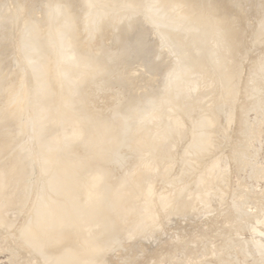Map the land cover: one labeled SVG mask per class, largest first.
Returning <instances> with one entry per match:
<instances>
[{"label":"rangeland","instance_id":"rangeland-1","mask_svg":"<svg viewBox=\"0 0 264 264\" xmlns=\"http://www.w3.org/2000/svg\"><path fill=\"white\" fill-rule=\"evenodd\" d=\"M56 1L0 0V144H2L0 145V166L4 169V171L3 169H0V171L2 170L5 179L8 177L5 180L8 182H6L9 187L8 191L16 192H9L7 195L0 194V201L2 202L5 199L2 204H10L9 201H11L10 208H8V204H6L7 206L3 204V208L2 204L0 205V211H3L1 208L4 209V213L0 212L2 215L0 218H3L4 214L8 216L6 218L7 221L5 219V222H3L4 218L0 220V264H47L40 254L32 250L26 243H23L24 240L20 237L21 232L18 231L23 220L26 219L27 207L44 180V177L38 176L40 168L39 159L42 156L43 150L47 154L46 150L58 147L60 140H62V144L59 146L60 148L56 149L62 148L63 150H61L64 151V154L66 151L65 155H70V157L73 154L70 151H73L74 154L76 153L75 158L78 159L73 160L72 165L74 168L77 166L75 169L77 172L79 170V176L95 174L96 172L94 171L100 166V163H107L110 156L112 158L118 154L120 159L115 157L116 159H112L110 164L107 163L111 165L113 170L112 180L117 179L122 174H130L136 169L137 171H143L144 169L154 167L155 174L157 175L153 173L152 190L155 193L161 192L165 195L167 193L169 196L171 192L167 191H171L170 189L173 186L172 181L176 176L181 177L180 182L185 185V181H189L186 191L181 192V195L179 194L183 198L181 199L180 197L181 201H185L186 203L182 204L177 196L174 201H177L178 198V202H180L178 204L182 205L178 207V204L176 205L177 202H175L174 211L171 208L169 210H172L171 212L168 211V214H164L157 208L159 213L156 218V224L158 226L156 225L154 230H147V232L142 233L140 232L142 230L139 231V228H134L129 232L131 235L128 233L129 236L126 233V235H122L117 230L111 233L109 241H103V245L98 252L100 258L103 256L105 259L103 261L104 259L102 258L101 263L264 264V0H235V2H233L234 0H228V2L227 0H222L224 2L218 0L220 3H223L224 7L221 4L219 5L217 0H208V2L207 0H205L206 2H202V0H197V2L195 0H172L171 2L174 1L172 4L168 0L169 5H165V3H168L167 0V2L165 0H81L84 3L82 6L80 5V0H66V7L68 10L71 9L74 12L72 33L75 34L79 45L85 46L91 53L95 54L104 51L106 54H101V58L96 57V55H92L94 56L92 59L90 57L91 60H89V65L87 66L88 70H86L89 75L85 73L86 77L84 74L79 81H76V84L78 82L81 83H78V86L76 85L74 90L70 91V88L66 85L61 87L64 83L60 82L59 72L60 68L64 67L67 63V59L65 58L64 62V55L61 53V40L57 38L58 34L55 33V28L52 27L51 31H55L54 33L57 35L51 34L50 31L52 36L49 37H53V39L48 38L47 46H49L51 53L54 51L55 54L50 53L52 55V63H49L54 70L50 68L52 71L47 73L48 76L47 74L45 76H50V79L51 76L52 78L55 77V80L58 79L59 84H62L59 86L60 89L56 86L57 93L61 92L59 98L60 95H63L65 101H67V96L65 97V95H68L69 105L71 104L70 107L72 106V109L68 108L67 111H72L71 113L76 111L73 116L75 117L76 115L77 118H80L82 125L74 123L72 127L71 123H67L68 127L66 124L64 125L65 128L60 124L59 127L54 129L44 130V135L40 133L41 136L43 135L41 138L38 130L41 125L43 126V122L41 121V125L39 126V121L34 120L36 117H33V109H35V105L39 101L35 92L39 89V83L43 81H41L42 78L38 77V83L37 81L35 82L33 73L31 74V66L27 64L26 60L29 55L24 56V53L29 54L31 52L28 49L29 43H26V40L29 42L30 40L26 34L27 38L22 34L26 30L29 21L33 19L37 21L39 32L44 33L48 27L47 17L49 19V16L53 14L50 21H52V18L54 19L55 12L51 13V9L53 8L51 4H54ZM202 3H207V5L204 6ZM200 5L202 6L201 9L206 10L200 9L199 11ZM195 6H198V8ZM214 8L216 13H214ZM207 9L210 11H207ZM206 12L207 15H204ZM153 13H157L155 14L156 16ZM163 13L165 15L167 13L165 19L168 17L172 18L173 13L174 16L176 14V17H180V20L181 17L185 19L184 21L191 19V21L187 20V22L189 21L188 23L194 19H198L200 16L198 20L202 19L204 24L199 21L203 26H200V29L196 31L190 28L188 23L184 21L182 22L187 24L186 26L185 24L181 25L180 22V28L179 26L176 28L173 25L169 27V24L166 23H170V20L163 19ZM209 13L210 15H208ZM160 14H163V17ZM152 16L157 20L160 17L161 20L157 21ZM226 17H228L227 24H224ZM218 19L220 21L223 19L221 21L223 22L222 24L227 26L222 28L221 26L223 25L221 22H217ZM214 20L217 22H215L216 25L212 22ZM58 21L59 19L57 18L54 23ZM156 21H160L159 24L157 23L158 25ZM59 30L62 35L67 34L61 28ZM164 32L167 34L164 35ZM55 36L56 38H54ZM21 37L25 38L24 43L27 46L24 43L22 44L23 46L21 45L20 40H24ZM50 44L51 46H55L54 50L53 46L50 48ZM22 49H24V53ZM41 53L42 50L40 52L38 50L37 52L33 51L29 59L33 56L35 59L32 57L31 60L33 59L32 62L35 65L44 66L47 63V58L43 54L44 52ZM108 53L118 57L117 60L108 59L110 58ZM218 57H223L224 61H217ZM95 58H99V61H101L98 62V59L96 60ZM93 60L94 63L91 64ZM199 60H203L200 62V66L196 63ZM54 61L59 66V70ZM216 62L221 64L219 65ZM201 63L205 65H203L204 68ZM216 64H218L217 67ZM77 67L83 68L81 64ZM196 67L197 69H195ZM188 69L193 70L189 71ZM194 71L195 74H193ZM41 76H43L45 81L46 77L44 74ZM49 78L47 79L49 80ZM55 80L54 82L56 83L57 81ZM33 83L34 85H32ZM213 83H216L215 86ZM9 84L13 86L17 85L18 88L24 87L22 84H25V87L31 86L30 88L27 87V90H25L26 88L24 89L25 91L23 90L26 93V97L24 96L25 93L20 90L22 88H16V91L19 90L17 91L18 94L13 92L9 95L17 94L14 97L16 99L10 97L9 101H12L11 104H15V100L18 103L19 100L17 101V99L21 98V94L23 97L21 101L25 99L23 100L24 105L20 115L13 114L12 111L7 110L9 106L5 107L1 104L6 94L5 88ZM217 85L218 87L216 88ZM192 87L194 92L190 89ZM173 89L179 92H175ZM227 89L233 90V92L231 91L230 93ZM180 90L182 92L188 90L187 99L190 98L196 102L193 108L187 103L183 102L182 104L180 97L182 92L180 93ZM20 91L23 93H20ZM64 92L65 94H63ZM222 94H229V98L223 97L222 99H217L219 96L221 98ZM196 97H200V100L197 98L198 101H196ZM39 102H42V100ZM81 102L82 104H80ZM22 103L20 102V104ZM170 103H180L178 105L179 107L181 106V110L178 111V118L176 117L178 121L176 118L171 120L168 116L169 113L166 112V106ZM139 107L140 110L137 109ZM135 109L136 111H134ZM119 110H121V113L123 112L122 116H120ZM114 111L116 115L114 114L112 117L111 114ZM208 111L211 115L213 114L212 116H215V122L214 118L211 121L215 124L210 123L213 125L211 126L213 129L214 126L216 128L212 129L208 137V139L211 137L209 140L212 141L213 139V141L207 140V143L210 142L208 145L213 144L212 149L209 146L210 151L208 150L209 152L203 154L202 157L207 160L209 159V162L212 160L211 162L213 163L214 161L217 167L212 171L213 177L211 183H207L209 185L208 193H205L207 192V185L202 189H206L202 197L196 198L198 196V186L194 185V181L200 174L199 170L197 168L185 170L184 164L185 160L190 157L187 146L193 132L197 128L198 118ZM9 113L13 114L14 118ZM215 114H217V117ZM27 116L29 119H27ZM87 116L88 118H86ZM90 117L91 121L93 117L98 118L99 121L104 119V121H101L102 124L97 121L96 124L95 119V121H92L94 123H92L89 121ZM126 121H128L129 126ZM169 121L174 123V126ZM103 122L105 123L103 124ZM106 122L113 124L115 128ZM36 123L38 124L37 126H35ZM94 124H96V128L101 130V132L99 130L100 133L94 131L96 129L92 127ZM117 125L122 127V129L117 127ZM168 125H171L172 128L168 132V135L164 136V128ZM106 126L111 129H109L110 132ZM86 127L88 130L85 129ZM80 129H83L82 132ZM120 129L123 132L119 136L121 138H118V134L121 132ZM73 130L78 132V134ZM84 130H86V133L83 132ZM114 130L117 131L114 132ZM89 131L90 133H87ZM104 131L107 133H104ZM102 132L104 135L99 136ZM32 133L34 138H31ZM37 133L41 140L45 139L44 136H48L52 143L45 139L44 141L46 142L41 144L44 147L47 145L45 149H41L44 147L40 146V144L36 147V143L38 144L39 142L36 140ZM111 133L114 136L106 138V135L109 134L111 136ZM69 134L70 137L71 135L75 136L67 142V138H69L67 135L69 136ZM94 134L97 138L102 139V143L104 144L112 143L111 145L114 146L115 142L113 143V140H110L111 138L118 142L114 146V150H112L113 147L111 145L106 144V146L111 147V150L109 149L105 152L103 148H101V151L99 148L96 151L97 155L99 151L106 154L99 156V153L97 156L99 158H106L105 156L108 155L106 161L103 160L102 162V159H97L95 153H93L96 149L92 150L94 148L90 147L93 146L90 140L93 139L92 137H95ZM173 134H175L174 137H172ZM175 136L176 139H173ZM95 138L93 141H95ZM63 139L65 140L63 141ZM53 140H56V143ZM151 141H154L155 144H152ZM75 143H79V146ZM119 144L120 146L117 150ZM87 146L92 150H90V153H93H89L90 156L95 155L92 158L94 157L93 159L97 160V162L93 163L95 165L98 163V167H95V170L92 169L93 167L91 168L94 165L90 166V163H88L89 160L92 161L93 159L91 157L89 159L87 156V161L84 156V151L88 149ZM49 147L52 148L50 149ZM38 149L40 157H38L39 152H37L38 154L34 153ZM108 151L111 152V155ZM79 152L80 154H77ZM112 154L114 155L112 156ZM81 157L85 161H81ZM158 159L160 162H158ZM119 160L122 161L119 162ZM211 162L207 163L211 164ZM208 166L203 167L204 170ZM160 168L161 170H159ZM157 171L160 173H157ZM205 171L208 172L207 169ZM207 172L205 174H208ZM134 173H131L133 181L137 178V173ZM139 180V178L138 180L136 179L138 184L134 181L138 187L140 182L141 185L146 182ZM5 196L11 199L7 198L9 200L7 202ZM199 198L203 199L199 200ZM15 199L16 202L12 203ZM22 204L23 206H21ZM5 211H7V214ZM112 211L110 213L114 212ZM98 224L100 225V223H96L97 226H99ZM134 230H138L141 234L137 231L134 233Z\"/></svg>","mask_w":264,"mask_h":264},{"label":"bare ground","instance_id":"bare-ground-1","mask_svg":"<svg viewBox=\"0 0 264 264\" xmlns=\"http://www.w3.org/2000/svg\"><path fill=\"white\" fill-rule=\"evenodd\" d=\"M89 1V0H88ZM168 1V0H167ZM166 0H165V2H167ZM172 0H170V4H172L173 2H171ZM187 1V0H186ZM185 1V2H186ZM196 2H197V0H195ZM199 1H201V0H199ZM205 0H202V2H204ZM218 1V0H217ZM217 1H215V2H217ZM225 1V0H224ZM224 1H222L221 0V2H224ZM25 2V1H24ZM91 2V1H90ZM145 2V1H144ZM195 2V3H196ZM206 2V1H205ZM207 2H208V0H207ZM219 3V5L221 4H223V3H220V1H218ZM227 2H228V0H227ZM233 2H235V0L233 1ZM232 2V3H233ZM239 2V1H238ZM126 3V2H125ZM84 3H83V1H81L80 0V5L82 6ZM200 4V3H199ZM198 4V5H199ZM202 4H204V3H202ZM20 5V4H19ZM52 6L51 7H53L51 10V13L53 12H55V16H53L54 17V19L52 18V21H50V19H51V15H53V14H49L50 16H49V19H48V17H47V25H48V27H47V29L45 30V32L44 33H40L39 32V30H38V24H37V21H36V19H33L32 21H29V23H28V25H27V28H26V30L24 31V33L22 34V35H24L25 36V34H26V36H28V38H29V40H30V42L28 41V40H26V43L28 42L29 44H28V49H30L31 50V52H37V50L40 52V50H42V53L45 55V57L47 58V63L44 65V66H38L37 64L35 65L34 64V62H32L33 61V59L31 60V58L33 57H31L30 59H29V57H30V55H31V52L29 53L28 52V50L27 49H25V51L27 50V52L29 53V54H27V53H24V49H22V51H23V53L25 54L24 56H28V58L26 59V57H25V59L27 60V64L28 65H30L31 66V69H30V66H29V69L31 70V74L33 73V76H34V80H35V82L38 80V77H40V79L42 78V80L41 81H43L42 83H39V89L37 90V92H35V93H37V97L39 98V101L40 100H42V102H37V105H35L36 107H35V109H33V111H34V114H33V111H32V114L34 115L33 117L35 118L34 120H36L37 122H38V124H39V126L41 125V121L43 122V126L41 125L40 126V128H39V130H38V132H39V135H40V133L41 134H43L44 135V130H46V129H49L50 130V128L51 129H54V128H56V127H59L60 126V124L62 125V127L64 126V125H66L67 123H71L72 125V127H73V124L75 123V124H80V125H82V122H81V120H80V118H77V116L75 115V117L73 116L74 114H75V112L74 113H71L70 111H67L68 110V108H70V109H72L71 107H70V105H69V100H68V95H65V97L67 96V101H65V99H64V97H63V95H60V98H59V94H61V92L58 94L57 93V91L58 90H56L57 89V87L60 89V84H59V81H57V80H55V77L54 78H52V76H51V79L49 78V77H46L45 76V74H47L48 72H50V71H52V70H50V68H51V66L49 65V63L51 64L52 63V55L51 54H54V51H53V53H51V50H49V46H47V44H48V38H50L49 36H52L51 34L53 33V35L55 34V33H57V34H55V35H57L58 37L57 38H60V40H61V46H62V51H61V53L64 55V62H65V58L67 59V63L64 65V64H62V65H64V67H62V68H60V72H59V76H60V82H62V83H64L61 87H63L64 85H66L67 87H69L70 89V91H72V90H74L75 89V86L77 85L78 86V83H81V82H78L77 84H76V81H79V79H81L83 76H84V74L85 73H87L86 72V70H88L87 69V66L89 65V60H91L95 55H96V57H100L101 56V54H106V52H104V51H102L101 53H91L89 50H87V48L85 47V46H80L79 45V43H78V41H77V39H76V36H75V34L74 33H72V28H73V24H74V12H72V10L71 9H69L68 10V8L66 7V0H57L54 4H51ZM90 5V4H89ZM128 5H129V3H128ZM127 5V6H128ZM130 5H132V4H130ZM134 5V4H133ZM165 5H169V1H168V3H165ZM174 5V4H173ZM205 5H207V3L206 4H204V6ZM162 6V5H161ZM131 7V6H130ZM196 7V6H195ZM195 7H194V9H195ZM201 5H200V8H199V11H200V9H201ZM217 7V6H216ZM222 7H224L223 5H222ZM50 8V7H49ZM128 8H129V6H128ZM156 8V7H155ZM196 8H198V6L196 7ZM151 9H153V8H151ZM157 9V8H156ZM203 9V8H202ZM201 9V10H202ZM54 10V11H53ZM149 10V9H148ZM206 9H203V11H205ZM214 10V13H216V11H215V8L213 9ZM217 10V9H216ZM159 11V10H158ZM178 11V10H177ZM207 11H210V10H208L207 9ZM219 11V10H218ZM155 12H157V11H155ZM160 12V11H159ZM167 13H169V12H167ZM167 13H166V15H165V13H163L162 15L164 16H162L161 14V16L163 17V19H165L166 17L165 16H167ZM176 13V12H175ZM200 13H204V12H200ZM151 14V13H150ZM154 14V13H153ZM155 14H157V13H155ZM154 14V15H155ZM170 14V13H169ZM171 14H172V12H171ZM177 15H178V13H176ZM175 14V16H174V13H173V17L172 18H167V19H165V20H170L169 22L171 23V25H170V23H166V24H169V27H171L172 25L174 26V27H178L179 26V28L181 27L180 26V22H181V25L182 24H185V23H183L182 21H184L185 19H182V17H181V20H180V17H176L177 15ZM212 14V13H211ZM204 15H207V12H206V14H204ZM208 15H210V13L208 14ZM156 16V15H155ZM213 16V15H212ZM153 17V16H152ZM57 18L59 19V21L57 22V23H54V21L55 20H57ZM154 18V17H153ZM184 18V17H183ZM197 18V17H196ZM200 18V16L198 17V19ZM155 19V18H154ZM153 19V20H154ZM159 19L161 20V18L159 17ZM158 19V20H159ZM198 19H194L192 22H190V23H188L189 21H191V19L189 20V19H187V20H189L188 22H187V20L186 21H184V22H187L188 23V26H190V28H192L193 30H198V29H200V26H203V25H201L200 24V22L199 21H201L202 22V24H204V22L202 21V19L201 20H198ZM227 19H228V17H226L225 18V23L224 24H227L226 23V21H227ZM155 20H157V19H155ZM157 20V21H158ZM171 20H173L172 22H171ZM198 20V21H197ZM223 20V19H222ZM221 20V21H222ZM156 21V24L158 23L159 24V22H157ZM219 19L217 20V22H221ZM162 22V21H161ZM212 22H216V20H214V21H212ZM216 22V23H217ZM173 23V24H172ZM216 23H215V25H216ZM223 22H221V24H222ZM157 24V25H158ZM163 24V23H162ZM165 24V23H164ZM221 24H218V25H221ZM224 24H222L223 26H221L222 28L224 27V26H227V25H224ZM161 25V24H160ZM187 24H185V26H186ZM217 25V26H218ZM60 26V27H59ZM52 27L53 28H55V31H51L52 30ZM183 27V26H182ZM219 27V26H218ZM218 27H216V28H218ZM221 27H219V28H221ZM61 28V30L62 31H64V32H67V34H65V35H62L61 33H60V29ZM189 28V29H190ZM218 28V29H219ZM191 29V30H192ZM50 31H51V34H50ZM26 32V33H25ZM55 32V33H54ZM165 33V32H164ZM160 34V33H159ZM167 33H165L164 35H166ZM233 35H235V34H233ZM25 36V38H27ZM22 38H24V37H21V39ZM25 38H24V40H20L21 42V45L25 42ZM54 38H56V36L54 37ZM50 39H53V37H51ZM50 39H49V41H50ZM53 42V41H52ZM58 43V42H57ZM25 44V43H24ZM54 44V43H53ZM21 45H20V47H21ZM26 45V44H25ZM56 45V44H55ZM23 46V45H22ZM27 46V45H26ZM53 46V45H52ZM51 46V44H50V48L52 47ZM54 47L55 46H53V50H54ZM21 48H23V47H21ZM61 49V48H60ZM201 52V51H200ZM41 53V54H42ZM51 53V54H50ZM56 53V52H55ZM57 54H58V50H57ZM33 55V54H32ZM43 55V56H44ZM55 55V54H54ZM92 55H94V56H92ZM220 55V54H219ZM108 56H110V58H108V59H110V60H117V58L118 57H116L115 55L114 56H112L111 54H109L108 53ZM107 56V57H108ZM221 56H223L222 54H221ZM39 57V56H38ZM90 57H91V59H90ZM34 58V57H33ZM101 58V57H100ZM219 58H220V60H219ZM35 59V58H34ZM60 59V58H59ZM96 59V58H95ZM94 59V60H95ZM98 59V60H97ZM96 60L98 61V62H100L99 61V58H97ZM211 59V58H210ZM57 60V59H56ZM94 60L92 61V63L91 64H93L94 63ZM221 60H223L224 61V59H223V57H218V60L217 61H221ZM203 61V60H202ZM202 61H197L196 63H197V65L198 66H200V62H202ZM57 62V61H56ZM59 62V61H58ZM219 62H216V63H218L219 64ZM37 63V62H36ZM195 63V64H196ZM207 63V62H206ZM223 63V62H222ZM38 64H40V63H38ZM54 64H55V61H54ZM58 64V63H57ZM82 65L83 66V68L82 69H80V68H78L77 66L78 65ZM98 64V63H97ZM202 64V67L204 68V64L203 63H201ZM208 64V63H207ZM218 64H216V67L218 66ZM221 64V63H220ZM219 64V65H220ZM40 65H42V64H40ZM56 65V64H55ZM59 65V64H58ZM102 65V64H101ZM196 65V66H197ZM204 65V66H203ZM212 65V64H211ZM53 66V65H52ZM57 66V65H56ZM61 66V65H60ZM59 66H57V68H58ZM90 67V66H89ZM104 67V66H103ZM189 67V66H188ZM202 67H200V68H202ZM223 67H224V65H223ZM56 68V69H57ZM94 68V67H93ZM200 68H199V70H200ZM209 68H210V66H209ZM51 69H53L54 70V68L52 67ZM90 69V68H89ZM194 69V68H193ZM193 69H191V70H193ZM195 69H197V67L195 68ZM194 69V70H195ZM29 70V71H30ZM58 70H59V68H58ZM91 70V69H90ZM89 70V71H90ZM189 70V69H188ZM191 70H189V71H191ZM205 70V69H204ZM203 70V71H204ZM212 70V69H211ZM88 71V72H89ZM92 71V70H91ZM187 71V70H186ZM227 71V70H226ZM55 72V71H54ZM207 72H208V70H207ZM225 72V71H224ZM57 73V72H56ZM55 73V74H56ZM183 73V72H182ZM205 73V72H204ZM209 73V72H208ZM230 73V72H229ZM228 73V74H229ZM44 74V76L46 77V79L47 78H49V80L47 79H45V81H44V79H43V76H41V75H43ZM53 74V73H52ZM88 74V73H87ZM193 74H195V71H194V73ZM198 74V73H197ZM210 74V73H209ZM212 74H213V72H212ZM50 75V74H49ZM89 75V74H88ZM188 75V74H187ZM203 75V74H202ZM206 75V74H205ZM211 75V74H210ZM226 75V74H225ZM33 76H32V78H33ZM47 76H48V74H47ZM87 75L85 74V77H86ZM176 76H178V75H176ZM199 76V75H198ZM229 76V75H228ZM227 76V77H228ZM209 77V76H208ZM215 77V76H214ZM57 78V77H56ZM204 78V77H203ZM20 79V78H19ZM55 81H57L56 83H57V85H56V83L54 82V80ZM85 79H87V78H85ZM84 79V80H85ZM177 79V78H176ZM215 79V78H214ZM33 80V79H32ZM33 80V81H34ZM202 80V79H201ZM32 81V82H33ZM39 81V80H38ZM38 81H37V83H38ZM88 81V80H87ZM210 81H211V79H210ZM209 81V82H210ZM232 81V80H231ZM31 82V83H32ZM34 82V83H35ZM213 82V81H212ZM34 83L32 84V85H34ZM89 83V82H88ZM88 83H87V85H88ZM178 83H180V82H178ZM229 83V82H228ZM36 84V83H35ZM214 84V83H213ZM216 84V83H215ZM215 84H214V86H215ZM24 87H20V88H22V89H20V88H18V86L17 85H12V84H9V85H7L6 86V90H5V96H4V99H3V103H1V104H3L5 107H7V106H9L8 108L9 109H7V110H9L10 112L12 111L13 112V114H18V115H20V113H21V109H22V107H23V105H24V101L23 100H25V99H22V101H23V103H22V101H21V98H23L22 97V94L20 95L21 96V98L19 97V95H18V97H19V99H17V101L19 100L22 104H20V102L18 101V103H16V100H15V104L13 105V104H11V102L12 101H9V99H10V97L12 98V99H16V98H14V97H16L17 96V91H19V90H17L16 91V88L17 89H20V90H24L25 88V90H27V87L28 88H30L31 86H27V87H25V84H22ZM21 85V86H22ZM41 85V86H40ZM203 85V84H202ZM212 85V84H211ZM229 85V84H228ZM57 86V87H56ZM182 86V85H181ZM196 86V85H195ZM214 86H212V87H214ZM36 87V86H35ZM176 87V86H175ZM191 87V86H190ZM194 87V86H193ZM193 87L192 88H190V89H192V91L194 92V90H193ZM218 87V85L216 86V88ZM0 88H1V86H0ZM33 88V87H32ZM79 88V87H78ZM86 88V87H85ZM181 88V87H180ZM179 88V89H180ZM195 88V87H194ZM229 88V87H228ZM231 88V87H230ZM83 89V88H82ZM167 89H169V88H167ZM176 89V88H175ZM189 89V90H190ZM196 89V88H195ZM233 89V88H232ZM3 90V89H2ZM24 90V91H25ZM29 90V89H28ZM84 90V89H83ZM82 90V91H83ZM174 90V89H173ZM227 90H229V89H227ZM23 91V92H24ZM60 91V90H59ZM64 91V90H63ZM86 91V90H85ZM175 91V90H174ZM178 91V90H177ZM177 91H175V92H177ZM188 91V90H187ZM185 92V91H181L180 90V93H181V95H180V97H181V102H182V104H183V102L186 104H189V106H192V108H193V106L196 104V102L194 101V100H192V99H190V98H188L187 99V97H188V92ZM191 91V90H190ZM189 91V92H190ZM195 91H197V90H195ZM232 92H233V90H231ZM231 91L229 90L228 92H230L231 93ZM17 93V94H13V95H11V96H9L10 94H12V93ZM23 92H21L20 91V93H23ZM29 92V91H28ZM84 92V91H83ZM175 92H173V93H175ZM179 92V91H178ZM202 92V91H201ZM19 93V94H20ZM25 93V92H24ZM67 93V92H66ZM84 93H86V92H84ZM179 93V94H180ZM192 93V92H191ZM31 94V93H30ZM63 94H65V92L63 93ZM82 94V93H81ZM16 95V96H15ZM26 95V93L24 94V96ZM177 95V94H176ZM230 95H232V94H230ZM31 96V95H30ZM34 96V95H33ZM62 96V97H61ZM199 96H200V94H199ZM222 97L220 98V96H219V98H217V99H222L223 97L224 98H226V99H228L229 98V94L228 95H221ZM26 97V96H25ZM24 97V98H25ZM80 97V96H79ZM174 97V96H173ZM231 97V96H230ZM31 98V97H30ZM35 98V97H34ZM71 98V97H70ZM80 98H82V97H80ZM198 97H196V101H198V99L200 98H198ZM201 98H202V96H201ZM28 99V98H27ZM72 99H74V98H72ZM76 99V98H75ZM84 99H85V97H84ZM216 99V100H217ZM77 100H78V98H77ZM200 100V99H199ZM223 100H225V99H223ZM9 101V102H8ZM80 101V100H79ZM82 101V100H81ZM73 102V101H72ZM86 102V101H85ZM166 102V101H165ZM180 102V101H179ZM220 102V101H219ZM219 102H217V103H219ZM41 103V104H40ZM168 103V102H167ZM33 104V103H32ZM35 104V103H34ZM80 104H82V102L80 103ZM84 104V103H83ZM87 104V103H86ZM162 104V103H161ZM171 104V103H170ZM168 104L166 107H167V111L166 112H168L169 114H168V116L170 117V119L172 120L173 118H176L177 116H178V111H180L181 109H180V107H179V105H180V103H176V104ZM179 104V105H178ZM184 104V105H185ZM144 105V104H143ZM11 106V107H10ZM30 106V105H29ZM69 106V107H68ZM78 107H79V105H77ZM76 106V107H77ZM83 106V105H82ZM142 106V105H141ZM76 107H75V109H76ZM84 107H85V105H84ZM84 107H82V108H84ZM143 107V106H142ZM27 108V107H26ZM87 108V107H86ZM30 109V108H29ZM73 109H74V106H73ZM77 109H79V108H77ZM138 110H140V107L139 108H137ZM129 110V109H128ZM133 110V109H132ZM131 110V111H132ZM141 110H142V108H141ZM83 111V110H82ZM120 112L119 113H121V110H119ZM134 111H136V109L134 110ZM69 112V113H68ZM89 112V111H88ZM87 112V113H88ZM118 112V111H117ZM116 112V113H117ZM128 112V111H127ZM182 112V111H181ZM25 113V112H24ZM82 113V112H81ZM86 113V114H87ZM119 113H118V116H119ZM123 113V112H122ZM122 113L120 114V116H122ZM212 113V112H211ZM8 114V113H7ZM9 114H11V113H9ZM13 114H11L12 116L11 117H13L14 118V116H13ZM27 114H28V112H27ZM85 114V113H84ZM115 114V111H114V113L113 114H111V116L112 115H114ZM22 115H23V112H22ZM79 115H80V112H79ZM81 115H83V114H81ZM116 115V114H115ZM124 115V114H123ZM164 115H166V114H164ZM172 117H171V116ZM213 115V114H212ZM211 114H210V112L208 111V112H206L202 117H199L198 118V124H197V128L195 129V131L193 132V134H192V137H191V140L189 141V145L187 146L188 147V150H189V152H190V157L189 158H187L185 161V164H184V169L185 170H190V169H193V168H197L198 170H199V175L196 177V180L194 181L195 182V186L197 185L198 186V188H197V197L196 198H198V197H202V195H203V193L205 192V190H202V189H204L209 183H211V180H212V177H213V172L212 171H214V169H215V167H217V165H216V163L213 161V163L211 162V164H208V163H210L209 162V159L207 160V159H204L203 157H202V155L203 154H205V153H207V152H209L210 150H209V146H211V148L210 149H212V145H208V144H210V142L209 143H207V140H209L208 139V137H209V135H210V133H211V131H212V127L211 126H213L214 124L211 122L212 121V119L214 120V122H215V116H212ZM216 115V117H217V114H215ZM24 116V115H23ZM29 116H30V114H29ZM85 116V115H84ZM155 116V115H154ZM173 116H175V117H173ZM199 116V115H198ZM9 117H10V115H9ZM96 117H99V116H96ZM94 118L93 117V120L92 121H95V119H96V121H95V123L97 124V121H99L98 120V118ZM113 117V116H112ZM124 117V116H123ZM167 117V116H166ZM168 117V118H169ZM86 118H88V116L86 117ZM134 118V117H133ZM178 118V117H177ZM177 118H176V120H177ZM27 119H29L28 118V116H27ZM131 119H132V116H131ZM169 119V120H170ZM6 120V119H5ZM8 120V119H7ZM10 120V119H9ZM101 120V119H100ZM130 120V119H129ZM217 120V119H216ZM89 121H91V117L89 118ZM91 121V122H92ZM101 121H104V119L103 120H101ZM101 121H99L100 123H101ZM105 121H107V120H105ZM110 121V120H109ZM152 121H153V119H152ZM168 121V120H167ZM174 121V120H173ZM178 121V120H177ZM177 121H175V122H177ZM7 122V121H6ZM45 122V123H44ZM128 121H126V123H127ZM169 122H171V121H169ZM213 124H211V123ZM30 123V122H29ZM34 123V122H33ZM92 123H94V122H92ZM91 123V124H92ZM105 122H103V124H104ZM106 123H108V122H106ZM120 123H122V122H120ZM131 123V122H130ZM172 123V122H171ZM4 124V123H3ZM28 124V123H27ZM37 123L35 124V126H37L38 125ZM45 124V125H44ZM84 125H85V123H83ZM96 124H94V126H92V127H95L96 128ZM102 124V123H101ZM100 124V125H101ZM109 124V123H108ZM107 124V125H108ZM158 124V123H157ZM174 123H172V125H173ZM176 124V123H175ZM6 125V124H5ZM58 125V126H57ZM89 125V124H88ZM99 125V124H98ZM97 125V126H98ZM110 126H112L113 128H115L114 126H113V124H109ZM108 125V126H109ZM122 125V124H121ZM127 125H128V123H127ZM26 126V125H25ZM35 126H33V127H35ZM67 127H68V124L66 125ZM90 126V127H91ZM109 126V127H110ZM129 126V125H128ZM158 126H159V124H158ZM174 126V125H173ZM2 127H3V125H2ZM31 127V126H30ZM65 127V126H64ZM71 127V128H72ZM78 127V126H77ZM104 127V126H103ZM107 127V126H106ZM112 127H110L111 129H112ZM117 127H120V126H118L117 125ZM131 127V126H130ZM1 128V127H0ZM36 128V127H35ZM66 128V127H65ZM80 128V127H79ZM78 128V129H79ZM108 128V127H107ZM110 128H108V131H109V129ZM121 129H122V127H120ZM132 128H133V126H132ZM171 128H172V126L171 125H168L167 127H165L164 128V133H163V135L165 136V135H168V132L171 130ZM175 128H177V127H175ZM216 128V126H214V129ZM6 129V128H5ZM26 129H28L27 127H26ZM57 129H59V128H57ZM69 129V128H68ZM75 129H77V128H75ZM85 129H87L88 130V128L86 127ZM94 129V128H93ZM102 129V128H101ZM104 129H106L105 127H104ZM110 129V130H111ZM119 129V128H118ZM120 129V134H118V138H121V137H119V136H121L122 135V130ZM124 129V128H123ZM213 129V130H214ZM35 130V129H34ZM37 130V129H36ZM67 130V129H66ZM81 130V129H80ZM83 130V129H82ZM82 130H81V132H82ZM91 130V129H90ZM97 130V131H96ZM99 128H96L94 131L97 133V132H99ZM103 130V129H102ZM125 130H126V128H125ZM132 131H133V129H131ZM190 130V129H189ZM25 131V130H24ZM30 132H32L31 130H29ZM44 131V132H43ZM73 131H75V130H73ZM105 131H107V130H105ZM104 131V133H107V132H105ZM117 131V130H116ZM115 130H114V132H116ZM26 132V131H25ZM28 132V131H27ZM52 132V131H51ZM60 132V131H59ZM83 132H85L86 133V130H84ZM92 132V131H91ZM100 132H101V130H100ZM99 132V133H100ZM110 132V131H109ZM114 132H112L115 136H116V134L114 133ZM119 132V131H118ZM127 132V131H126ZM134 132V131H133ZM29 133V132H28ZM27 133V134H28ZM33 133H34V131H33ZM33 133H32V137L31 138H34L33 137ZM53 133V132H52ZM51 133V134H52ZM56 133V132H55ZM58 133V132H57ZM71 133H72V131H71ZM70 133V134H71ZM75 133H77L78 134V132H76L75 131ZM75 133H73V134H75ZM87 133H90V131L89 132H87ZM94 133V132H93ZM92 133V134H93ZM95 133V134H96ZM98 133V134H99ZM103 133V132H102ZM99 134V136H101V135H104V133L103 134ZM111 133V136L109 135H106V138L107 137H112V134ZM128 133H130V132H128ZM148 133V132H147ZM213 133V132H212ZM47 134V133H46ZM70 134H69V136L67 135V137H69V138H67V142H69L70 141V139L73 137V136H75V135H71V137H70ZM94 134V135H95ZM97 134V135H98ZM151 134V133H150ZM31 135V134H30ZM36 135H38V133L36 134ZM39 135L37 136V138H36V140H38L39 142H38V144L36 143V147H37V145L39 146V144H40V146H42L41 144H44L46 141H49V142H51L50 140V138H48V136L47 137H45L44 136V138L46 139V141H44L45 139H42L41 140V138L43 137V135L41 136V138L39 137ZM50 135V134H49ZM59 135V134H58ZM113 135V136H114ZM129 135V134H128ZM174 135L175 134H173V136L172 137H174ZM177 135V134H176ZM180 135H181V133H180ZM98 136V137H99ZM163 136V137H164ZM36 137V136H35ZM59 137V136H58ZM84 137V136H83ZM95 137H96V135H95ZM95 137H92L93 139L95 138ZM103 137V136H102ZM101 137V138H102ZM128 137V136H127ZM132 137V136H131ZM179 137H181V136H179ZM40 138V139H39ZM51 138H52V135H51ZM55 138H56V136H55ZM115 138V137H114ZM129 138V137H128ZM165 138V137H164ZM30 139V138H29ZM50 139V140H49ZM54 139V138H53ZM60 139V138H59ZM87 139V138H86ZM88 139H90V138H88ZM93 139H91L90 141H92L91 143L93 144V146H90V147H93L94 149H92V150H95V151H93V153H95V155H96V157L99 155V153H100V155L99 156H101V154H105L104 152L103 153H101L100 151H101V148H103L104 149V151L106 152L107 150H109L111 147H108V146H106V144L107 143H102V139H100V138H95V141H93ZM104 139H105V136H104V138H103V142H104ZM125 139V138H124ZM131 139V138H130ZM137 139H139V137H137ZM141 139V138H140ZM173 139H176V136H175V138H173ZM178 139V138H177ZM65 139H63V141H64ZM83 140V139H82ZM108 140H109V138H108ZM108 140H106V141H108ZM110 140H113V143L115 144L114 146H116V143H118V142H116V141H114V139L113 138H111ZM109 140V141H110ZM119 140V139H118ZM160 140V139H159ZM162 140V139H161ZM172 140V139H171ZM56 141V140H55ZM54 140H53V142H55ZM86 141V140H85ZM175 141V140H174ZM209 141H211V140H209ZM212 141H213V139H212ZM211 141V142H212ZM44 142V143H43ZM62 142V140H60V144H58V147L59 146H61V143ZM83 142V141H82ZM127 142V141H126ZM131 142V141H130ZM152 142V144H155L154 143V141H151ZM157 142V141H156ZM3 143V142H2ZM52 143V142H51ZM51 143H50V145H51ZM56 143V142H55ZM57 143H58V141H57ZM90 143V144H91ZM121 143V142H120ZM150 143V142H149ZM168 143V142H167ZM172 143V142H171ZM48 144V143H47ZM75 144H79V143H75ZM80 144H81V142H80ZM89 144V145H90ZM91 144V145H92ZM112 143H108L107 145H111ZM174 144V143H173ZM172 144V145H173ZM188 144V143H187ZM0 145H2V144H0ZM46 145V144H45ZM74 145V144H73ZM132 145V144H131ZM130 145V146H131ZM166 145V144H165ZM47 146V145H46ZM46 146L44 147V146H42V147H44V148H41V149H45L46 148ZM54 146V145H53ZM66 146H68L69 147V145L68 144H66ZM79 146V145H78ZM113 148H112V150H114V146L113 145H111ZM119 146H120V144L118 145V147H117V150L119 149ZM160 146V145H159ZM3 147H4V145H3ZM2 147V148H3ZM58 147H55V148H52V147H49L51 150H46V153L47 154H45V152H44V150H43V153H42V151H41V153H42V156L40 157L39 155H40V152H39V149H38V151H36V152H34V153H37V152H39V154H38V157H40V166L39 165H37V166H39L40 168H39V175L38 176H40V177H44V180L42 181V185L40 186V188H38V191L37 192H35L36 193V195L33 197V199H32V201H31V203H30V205L27 207V216H26V219H24L23 220V223H22V225H21V227L19 228L20 230L18 231V232H21L20 234V237H22V240H24L23 241V243H26L32 250H34L35 252H37L38 254H40L43 258H44V262L45 263H47V264H103V262L101 263L100 261H102V258H103V256H101V258H100V256L98 255V252L100 251V249H101V247H102V245H103V241H109V239L111 238V233H113L115 230H117V232H120L122 235H126L127 234V236H129V235H131L129 232L130 231H132V229H134V228H139V231L140 230H142V231H140V232H142V233H144L145 231L147 232V230L148 231H150V230H154L155 228H156V218H157V216H158V213H159V211H161L162 213H167L171 208L173 209V207H174V204H175V202H177L176 203V205L179 203L180 204V202L183 204L184 202L183 201H181V199H183L181 196H179V194L181 193V192H184V191H186V189H187V183L189 182V181H185V183H186V185L184 184V183H181L180 182V180H181V177H179V176H176L174 179H173V181H172V184H173V186L171 187V191H167V192H171V194H170V196H169V194L167 195V193H166V195L165 194H162L161 192L160 193H155L153 190H152V176H154L153 175V173L155 174L156 173V171H155V169H154V167H150V168H147V169H144L143 171L141 170V171H137V169L136 170H134V171H130L132 174L134 173V172H136L137 173V180H138V178L142 181V180H144V181H146L143 185H141V182H140V185H139V187L137 186V185H135V182L134 181H136V179L133 181V177H131V173L129 174H125V175H121V176H119L117 179H114V180H112L111 179V176H112V172H113V170H112V167H111V165H109L110 164V161L113 159L114 160V158L116 157V158H118V159H120L119 157H118V154L114 157L113 155L114 154H116V153H114V152H112V153H114V154H112V158H110L111 156V152H109L108 151V153L110 154L109 156V158H108V160H107V157H108V155L107 156H105L106 158H99V157H97V159H102L101 161L103 162V160L104 161H106L107 160V163H109V164H107L106 162V164L103 162V164L102 163H100V166L98 167V163H96V165L95 164H93V163H95V162H97V160H94L93 158H92V156H95V155H92V156H90V154H93V153H90V148H88V146H87V148L89 149V151H88V149L87 148H85V149H87V150H85L84 151V156L86 157V160L88 161V158L89 157H91V159H93L92 161H90L89 160V162L88 163H90V166L91 165H94V166H91V168L93 169V170H95V167H98V168H96V170L94 171V172H96L95 174H93V175H90V174H88V176H79V170H78V172H77V170L75 169V168H77V166L74 168V166L72 165L73 164V160L75 161V160H77L76 158H75V154H74V152L73 151H70V152H72L73 154H72V156L70 157V155L68 156H66L65 154H66V151H65V154H64V151H62L61 149H56V148H58ZM63 147H65V146H63ZM75 147V146H74ZM84 147V146H83ZM106 148V150H105V148ZM107 147H108V149H107ZM132 147V146H131ZM156 147V146H155ZM60 148V147H59ZM100 148V151H99V153H98V155L96 154V151H98V149ZM169 148V147H168ZM37 149V148H36ZM66 149V148H65ZM76 149V148H75ZM164 149V148H163ZM171 149V148H170ZM169 149V150H170ZM67 150V149H66ZM82 150V149H81ZM91 150V151H92ZM111 150V149H110ZM115 150H116V148H115ZM152 150V149H151ZM209 150V151H208ZM163 151V150H162ZM165 151H166V149H165ZM170 152H171V150H170ZM90 153V154H89ZM107 153V154H108ZM150 153V152H149ZM44 154V155H43ZM77 154H80V152L79 153H77ZM141 154V153H140ZM35 155V154H34ZM73 155H74V157H73ZM82 155V156H83ZM106 155V154H105ZM36 156V155H35ZM81 156V155H80ZM79 156V157H80ZM87 156H88V158H87ZM149 157V156H148ZM75 158V159H74ZM82 159H80L81 161L82 160H84L83 159V157H81ZM115 158V159H116ZM156 158V157H155ZM90 159V158H89ZM96 159V158H95ZM117 159V160H118ZM148 159V158H147ZM159 160V159H158ZM85 161V160H84ZM86 161V162H87ZM100 161V160H99ZM122 161V160H121ZM120 160H119V162H121ZM80 162V161H79ZM118 162V161H117ZM139 162V161H138ZM158 162H160V160L158 161ZM208 162V163H207ZM217 162V161H216ZM92 163V164H91ZM75 164V163H74ZM102 164V165H101ZM154 164V163H153ZM80 165V164H79ZM83 165H85V164H83ZM89 165V164H88ZM88 165H87V167H88ZM156 165V164H155ZM160 165V164H159ZM159 165H157L158 167H159ZM206 165H209L208 167H206L205 168V170L207 169L208 170V172L207 171H205L204 170V168L203 167H205ZM5 166H6V164H5ZM4 166V167H5ZM7 166H10V165H7ZM13 166V165H12ZM12 166H10V167H12ZM138 166H139V164H138ZM0 167H2V166H0ZM15 167H16V165H15ZM166 167V166H165ZM7 168V167H6ZM9 168V167H8ZM17 168V167H16ZM21 168V167H20ZM81 168V167H80ZM83 168V167H82ZM90 168V169H91ZM134 168V167H133ZM162 168V167H161ZM161 168L159 169V170H161ZM0 169H3V167L2 168H0ZM11 169V168H10ZM38 169V168H37ZM91 169V170H92ZM3 171H4V169H3ZM10 172V171H9ZM76 172H77V174H76ZM92 172V171H91ZM93 172V173H94ZM205 172H207L208 174H205ZM5 173V172H4ZM79 173V174H78ZM90 173V172H89ZM157 173H160V172H158L157 171ZM195 173V172H194ZM82 174V173H81ZM92 174V173H91ZM134 175H135V173H134ZM155 175H157V174H155ZM165 175V174H164ZM207 175H209L208 177H207ZM6 176H8L7 174H6ZM5 177V175H3V173H2V170L0 171V194H2V195H7V193H9V192H13V193H16V192H14V191H8V189H9V187H8V182L7 181H5V180H7L8 179V177L5 179L4 178ZM183 178V177H182ZM139 180V181H140ZM7 182V183H6ZM136 183H137V181H136ZM208 183V184H207ZM138 184V183H137ZM37 185V184H36ZM14 186V185H13ZM12 186V187H13ZM208 187H209V185L207 186V192H205V193H208ZM20 188V187H19ZM12 189V188H11ZM14 189V188H13ZM24 190V189H23ZM12 193V194H13ZM165 193V192H164ZM2 195H1V197H2ZM181 195V194H180ZM8 196H10V195H8ZM169 196V197H168ZM179 197V199H180V197H181V199H180V202H178L179 201V199L177 198V201H174L175 200V198L176 197ZM13 197V196H12ZM5 198H6V196H5ZM9 200L11 199L10 197H7ZM6 198V199H7ZM193 198H195V197H193ZM196 198H195V200H196ZM204 198V197H203ZM203 198H199V200L200 199H203ZM6 200L7 202L9 201V200ZM187 199V198H186ZM190 199V198H189ZM1 200V199H0ZM2 200H3V197H2ZM5 200V199H4ZM4 200L2 201V202H4ZM13 200V199H12ZM21 200V199H20ZM184 200H185V198H184ZM6 201H5V203H6ZM18 201V200H17ZM25 201H26V199H25ZM24 201V202H25ZM188 201V200H187ZM192 201V200H191ZM204 201H206V199H204ZM1 202V201H0ZM2 202L0 203V205L2 204ZM10 202V204H11V201H9ZM13 202H16V199H15V201H12V203ZM20 202V201H19ZM194 202V201H193ZM186 203V202H185ZM192 203V202H191ZM205 203V202H204ZM4 204V203H3ZM2 204V208H3V206L4 205H6V204H8V208H10L9 207V203H6V204H4L3 205ZM25 204V203H24ZM177 205L178 207H180L181 205ZM207 204H208V201H207ZM206 204V205H207ZM12 205H14V204H12ZM7 206V205H6ZM5 206V207H6ZM21 206H23V204L21 205ZM21 206H19V207H21ZM177 206H175V207H177ZM1 207V206H0ZM11 207H13V206H11ZM1 208V210H3L4 211V209H2ZM18 208V207H17ZM157 208H159V211L157 210ZM20 210H21V208H19ZM176 209V208H175ZM7 210V209H6ZM9 210V209H8ZM111 210H113L112 212L113 213H110V211ZM3 211H0V212H3ZM172 211V210H171ZM171 211H169V212H171ZM173 211H174V209H173ZM19 212V211H18ZM168 212V213H169ZM4 213V212H3ZM5 213L7 214V211H5ZM167 213V214H168ZM1 215V214H0ZM7 215H5L4 214V220H3V222H5V219L6 218H8V216L6 217ZM0 217H2V215L0 216ZM3 218H0V220L1 219H3ZM6 221H7V219H6ZM96 223H100V225L99 226H97L96 225ZM158 226V225H157ZM136 231L137 232H139L138 230H134V233H136ZM139 232V234H141ZM126 233V234H125ZM128 233H129V235H128ZM133 233V234H134ZM115 236V235H114ZM25 244V245H26ZM28 247V248H29ZM41 257V258H42ZM42 258V259H43ZM99 258H100V260H99ZM104 259V258H103ZM43 261V260H42ZM103 261H105V259L103 260Z\"/></svg>","mask_w":264,"mask_h":264}]
</instances>
